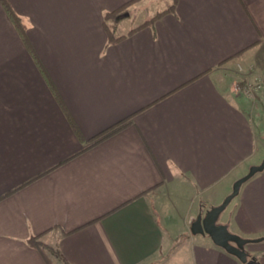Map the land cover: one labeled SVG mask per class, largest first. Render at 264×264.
Segmentation results:
<instances>
[{
    "label": "crops",
    "instance_id": "obj_1",
    "mask_svg": "<svg viewBox=\"0 0 264 264\" xmlns=\"http://www.w3.org/2000/svg\"><path fill=\"white\" fill-rule=\"evenodd\" d=\"M6 1L27 41L0 0V264H243L191 225L264 159V96L226 71L264 68V0H178L119 42L130 0ZM222 222L264 236V171Z\"/></svg>",
    "mask_w": 264,
    "mask_h": 264
},
{
    "label": "water",
    "instance_id": "obj_2",
    "mask_svg": "<svg viewBox=\"0 0 264 264\" xmlns=\"http://www.w3.org/2000/svg\"><path fill=\"white\" fill-rule=\"evenodd\" d=\"M262 171H264V159L260 164L252 165L245 175L234 182L231 193L225 197L221 204L208 209L205 215L202 212L199 213L191 225L193 234L209 235L217 246L236 256L243 264H259L255 257L249 256L246 245L262 242L264 236L257 238L243 237L231 232L226 224H219L217 221L220 214L238 196L243 184Z\"/></svg>",
    "mask_w": 264,
    "mask_h": 264
},
{
    "label": "trees",
    "instance_id": "obj_3",
    "mask_svg": "<svg viewBox=\"0 0 264 264\" xmlns=\"http://www.w3.org/2000/svg\"><path fill=\"white\" fill-rule=\"evenodd\" d=\"M2 1H4V5L6 7V10L8 11V13H9L11 19L13 20L14 24L16 25V27L18 28L20 34L22 35V37L24 39H26V35H25L26 34V25L24 24L22 18L12 10V8L10 7V5L7 3L6 0H2ZM139 1L140 0H130V1L126 2L124 5H122L121 7H119L118 9L110 11V12H106L104 14V24H105L106 30L108 32L110 42H119V41L123 40L124 38H126V36L132 35L135 32H137L138 30L152 24L153 22H155L156 20H158L159 18L164 16L166 13L174 11V9L177 5V2H178V0H174L173 3L168 8H166L162 11H159L157 14H155L151 18L145 20L140 25L132 28L131 30H129V32L127 34L116 35L114 30L112 28H110V26L108 25V20L114 19V20L118 21V18L120 17L121 14H123L128 8H130L132 5H134L135 3L139 2ZM26 41H27V39H26ZM125 125H126L125 121H122V122L114 125L113 127L109 128L108 130L104 131L103 133H101L100 135H98L97 137L92 139L91 144L94 145V144L98 143L99 141L107 138L108 136L118 132L119 130L124 128ZM29 242L33 246L37 247L42 252V254H44V256L46 257V260H48V262H49L47 252L50 248L48 247V245L44 241H42L39 238V236L31 237L29 239Z\"/></svg>",
    "mask_w": 264,
    "mask_h": 264
},
{
    "label": "rangeland",
    "instance_id": "obj_4",
    "mask_svg": "<svg viewBox=\"0 0 264 264\" xmlns=\"http://www.w3.org/2000/svg\"><path fill=\"white\" fill-rule=\"evenodd\" d=\"M173 1L174 0H140L139 2L135 3L130 8H128L123 14H121L120 17L118 18V21L114 20V19H109L108 25L118 35L127 34L129 32V30H131L132 28L140 25L145 20H147V19L151 18L152 16H154L155 14H157L159 11H162V10L168 8L173 3ZM240 66H242V65H238V64L236 65L235 64L232 69H228L226 71H228L229 73H234L235 71H237L239 74H242V75H250V73H252V71L259 72L262 69H264V68H262V69L258 70V69H255L253 67L250 68V67H244V66H242V68H240ZM236 81H238V79H236L233 82V84ZM233 84H232V86H233ZM232 86H231V88H232ZM232 91L234 93L238 94L234 90H232ZM238 95H240V94H238ZM257 95L255 97H257ZM229 205L220 214L218 221H217L219 224L223 223L222 220L224 219L225 214H227V212L229 210ZM205 214H203V215H205ZM257 243H259V242H257ZM248 245H246V250L248 251L249 256L255 257L254 254L248 250L249 249ZM50 250L51 249H49L48 251L51 252ZM255 258L258 261L257 257H255ZM153 264H162V263L156 262ZM174 264H177V263H174Z\"/></svg>",
    "mask_w": 264,
    "mask_h": 264
},
{
    "label": "built area",
    "instance_id": "obj_5",
    "mask_svg": "<svg viewBox=\"0 0 264 264\" xmlns=\"http://www.w3.org/2000/svg\"><path fill=\"white\" fill-rule=\"evenodd\" d=\"M232 90L249 97H255L257 94L264 95V69L259 72L252 71L250 75H244L233 84Z\"/></svg>",
    "mask_w": 264,
    "mask_h": 264
},
{
    "label": "flooded vegetation",
    "instance_id": "obj_6",
    "mask_svg": "<svg viewBox=\"0 0 264 264\" xmlns=\"http://www.w3.org/2000/svg\"><path fill=\"white\" fill-rule=\"evenodd\" d=\"M253 257V256H252Z\"/></svg>",
    "mask_w": 264,
    "mask_h": 264
}]
</instances>
